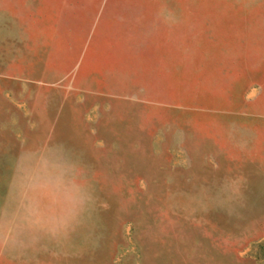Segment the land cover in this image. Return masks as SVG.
I'll return each instance as SVG.
<instances>
[{
  "label": "rangeland",
  "instance_id": "1",
  "mask_svg": "<svg viewBox=\"0 0 264 264\" xmlns=\"http://www.w3.org/2000/svg\"><path fill=\"white\" fill-rule=\"evenodd\" d=\"M0 264H264V0H0Z\"/></svg>",
  "mask_w": 264,
  "mask_h": 264
}]
</instances>
